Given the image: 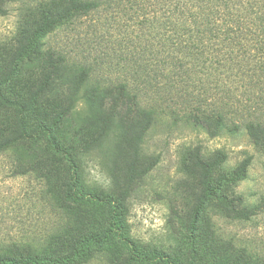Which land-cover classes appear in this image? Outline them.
I'll return each instance as SVG.
<instances>
[{"label":"rangeland","instance_id":"374dc122","mask_svg":"<svg viewBox=\"0 0 264 264\" xmlns=\"http://www.w3.org/2000/svg\"><path fill=\"white\" fill-rule=\"evenodd\" d=\"M43 1L48 0L7 3L6 12L0 16V73L40 24ZM127 13L101 11L41 36L34 53L22 61L9 81L13 90L10 97L23 94L28 98L38 90L47 72L44 60L50 57V48L68 61L93 65L98 80L133 83L125 60L136 58L131 42L142 28ZM144 102L155 107L156 119L143 133L136 165L141 170L156 163L141 179L131 181L126 174L133 160L129 147L121 154H108L113 146L111 139L104 143L105 156H79L84 185L78 195H66L59 189L66 179L60 171H53L57 175L48 187L45 177L53 169L51 151L45 155L37 148L35 158L29 155L28 146H22L0 154L3 250L15 253L18 248L24 259L29 247L50 264V255L58 257L68 243L94 235L85 244L89 246L86 253L91 251L92 256L78 264H264V153L252 145L244 129L234 131L228 125L212 138V124L206 132L187 119L188 114L200 115L199 108L206 113L212 108L210 84L192 81L186 90L177 86L170 93L150 94ZM58 104L52 111L50 107L47 119L52 122L56 114H62L56 137L65 146L73 144L79 149L96 137L95 131L77 125L73 117L61 112L65 103ZM4 118L0 115V122ZM64 135L76 136L78 142L64 140ZM216 151L223 152L226 160L214 172V178L230 177L243 159L253 158L246 178L218 193L232 199L248 220L227 217L216 199L208 201L193 217L202 193L193 156L211 161ZM37 159L39 165L31 169ZM113 159L123 169L115 184L109 177ZM17 165L26 173L15 175V170L21 171ZM54 188L56 195L49 192ZM98 190L108 195H96ZM123 191L127 194L121 202ZM55 261L64 264L57 258Z\"/></svg>","mask_w":264,"mask_h":264},{"label":"trees","instance_id":"16d2710c","mask_svg":"<svg viewBox=\"0 0 264 264\" xmlns=\"http://www.w3.org/2000/svg\"><path fill=\"white\" fill-rule=\"evenodd\" d=\"M10 1L0 0V16ZM41 7L44 12L40 24L0 73V115L5 117L0 122V154L22 146H28L29 155L35 158L37 148L45 155L51 151L53 169L45 177L49 188L57 175L53 171H60L66 176L60 190L66 195L82 192L83 167L79 156L93 153L105 156L104 143L108 139L113 141L108 154H121L126 147L131 149L133 160L126 172L129 180L143 178L156 163L141 170L136 165L143 133L156 119L155 107L144 99L150 94L170 93L177 86L186 90L192 81L212 85V108L208 113L199 108L200 115L188 114L187 119L206 132L212 124V138L228 125L234 131L244 129L252 145L264 153V0H48ZM111 10L131 13L136 26L142 28V33L131 42L136 58L125 60L133 83L98 80L93 65L68 61L58 50L50 48V57L44 60L47 72L38 90L28 98L23 94L10 97L13 90L9 81L22 61L34 53L41 36L71 25L76 19ZM60 102L66 104L61 112L73 117L72 122L96 132V137L79 149L73 144L65 146L62 139H57L56 124L61 113L52 122L47 119L50 107L52 111ZM63 137L78 142L76 136ZM252 159V156L243 159L230 177L214 178L226 155L216 151L212 160L205 162L194 154L202 193L193 217L208 201L216 199L227 217L248 220L245 212L235 208L232 199L218 193L244 180ZM36 162L31 169L39 165L38 159ZM110 162L113 165L109 167V177L112 183H119L123 169L115 159ZM17 168L21 171L15 170V175L26 173L18 165ZM49 192L57 193L55 188ZM126 194L127 191L120 194L121 202ZM96 195L108 194L98 190ZM83 236L68 243L58 257L50 255V264L57 263L55 258L64 264H78L82 258L91 257L85 244L94 235ZM15 250L13 253L0 247V264H45L42 255L29 247L24 259L20 250Z\"/></svg>","mask_w":264,"mask_h":264}]
</instances>
